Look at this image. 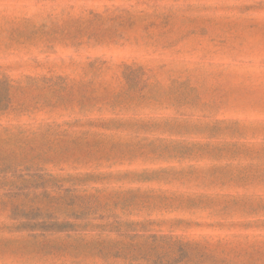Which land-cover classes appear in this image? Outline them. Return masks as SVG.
Wrapping results in <instances>:
<instances>
[{
    "label": "rangeland",
    "instance_id": "rangeland-1",
    "mask_svg": "<svg viewBox=\"0 0 264 264\" xmlns=\"http://www.w3.org/2000/svg\"><path fill=\"white\" fill-rule=\"evenodd\" d=\"M0 264H264V0H0Z\"/></svg>",
    "mask_w": 264,
    "mask_h": 264
}]
</instances>
